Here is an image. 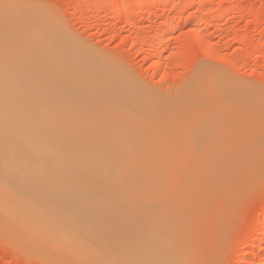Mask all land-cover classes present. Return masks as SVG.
<instances>
[{"label":"bare ground","instance_id":"1","mask_svg":"<svg viewBox=\"0 0 264 264\" xmlns=\"http://www.w3.org/2000/svg\"><path fill=\"white\" fill-rule=\"evenodd\" d=\"M7 15L0 13V215L3 221L6 219L3 224L10 229L19 227L13 229L20 237L27 233L23 237L35 238L39 247V243L51 245V251L57 248L60 256L73 259L77 264H193L189 245L186 246L183 237L184 217L181 219L178 205L184 200L189 203L188 192L183 200L184 192L180 195V190L184 183L191 181L192 172L184 170V166L182 169L188 172L185 175L181 166L177 168V172L181 170L188 179L185 182L178 174L184 182L180 183L177 197L180 195L182 201L178 203L174 195L179 185L174 184L175 180L172 182L173 167L161 162L165 160L160 161L157 155L161 152L156 155L153 151L159 144L158 131L164 132V129L159 127L158 130L152 124L154 121H150L158 112L153 110L152 115L148 114L145 94L134 90L136 87L133 89L129 80L99 58L65 41L63 36L58 37L57 32L45 30V35H40L36 20ZM54 54L62 56L56 59ZM7 64L14 66L16 72ZM240 95L239 91L228 92L222 102L236 100ZM220 112L224 110L216 113ZM226 112L221 113L222 116ZM158 116L160 119L159 113ZM158 116H152L151 120ZM219 116L215 115L216 120ZM159 119L154 124H158ZM171 130L178 139L180 132L176 131L175 136L173 128ZM184 135L183 132L185 142ZM197 137L198 140L194 138L196 143L202 138ZM203 138H206L201 141L205 146L208 139ZM200 144H190L193 147L189 149L196 150L195 153L186 149L189 152L184 150L186 155L180 156L192 155L187 161L196 159L199 152L195 145L200 148ZM206 146L202 149L204 152ZM172 149L169 152H173ZM196 152L197 155H193ZM161 156L163 158V154ZM172 165L177 167L180 163L175 166L172 162ZM188 166L186 169H194L193 174L199 168ZM197 177L200 180L197 184L202 182L200 186L207 187L209 180L206 184L203 177L200 176L203 180ZM176 180L180 182L177 177ZM200 186L198 191L203 190ZM186 189L188 191V187ZM197 195L202 196L198 192ZM184 204L181 208L187 212L188 208L184 207L188 205ZM176 214L179 221L174 219ZM7 220L10 223H6ZM9 233L10 230L6 236ZM49 249L46 252L49 253ZM256 251L254 259L258 261L264 249L258 246ZM73 260L70 263H76Z\"/></svg>","mask_w":264,"mask_h":264},{"label":"rangeland","instance_id":"2","mask_svg":"<svg viewBox=\"0 0 264 264\" xmlns=\"http://www.w3.org/2000/svg\"><path fill=\"white\" fill-rule=\"evenodd\" d=\"M164 1L0 0V13L11 17L17 14L36 20L40 35H45V30L57 32L58 37L63 36L65 41L79 45L119 72L123 79L129 80L130 86L132 83L134 87H131H136L134 90H139L143 96L145 94L144 99L149 100V106L150 102L153 104L152 108L147 107V110L150 109L148 114L154 110L161 117L159 119L158 113L155 115L152 112L153 115H150L158 116L159 122L156 124V118L151 120L152 116L150 121L156 122L151 123L158 130L164 129V132L162 129L158 131L159 144L153 151L156 155L161 152L157 155L160 156V161L165 160L161 162L173 167L172 182L175 180L174 184L179 185L175 199L179 200L184 192V197L181 196L184 200L185 193L188 192L186 201L189 203L186 204L184 200L188 205L184 208L190 210L187 209L186 212L181 208L184 204L179 203L181 198L177 201L180 217H184H181V224L185 227L182 230L183 237L186 238V246L189 245L187 248L190 249L193 264H264V251L261 252L260 260L254 259L256 247L264 249V0ZM61 56L54 54L56 59ZM7 65L16 72L14 66ZM235 91L242 94L240 98H228L230 101L224 99L222 102L228 92ZM147 103L145 102L146 105ZM192 103L196 104L195 107ZM212 107L224 112L216 113L215 110L213 116L210 113L213 111ZM225 109L229 110L228 114ZM225 112L226 115L222 116L221 113ZM216 114L217 117L221 114L217 120ZM172 128L173 133L180 132L178 139L172 134ZM210 128H213V132H210ZM207 130L210 134H207ZM189 131L192 132L191 135H187ZM183 132L184 139L191 143L182 140ZM197 136L207 137L208 141L204 144L209 149L206 152L202 143L206 138H201L200 144L199 141L196 143L195 139H199ZM147 140L151 141L146 138ZM189 143L200 144V148L195 145L199 155L197 152L194 154L196 150L189 149L193 147ZM187 145V148L183 147ZM170 148L173 152H169ZM203 148L205 149L202 150ZM186 149L199 158L187 161L186 158L192 155L184 158L182 155H186V152L183 154ZM157 162L153 160V163ZM172 162L175 166L177 163L180 165L174 167ZM188 165L199 168L193 174V168L186 169ZM180 166L182 173L192 172V185H189L190 182H183L188 179L182 175L181 170L177 172ZM182 168L190 171L185 172ZM206 172L211 173V178ZM178 174L184 177L183 181ZM195 175H199L200 179L203 177L206 184L208 179L207 187L205 184L200 186L202 182L198 185L200 180ZM176 177L180 182H177ZM182 182L184 188L180 185ZM199 186L203 190L198 191ZM179 190L180 195L177 197ZM197 192L202 195L201 198L197 195L199 199ZM178 215L174 217L176 221L180 220V217L177 219ZM0 219V264H73L70 263L73 259L69 261L60 256L57 248L52 246L51 251V245L39 243L41 247H45L43 250L34 237V240L28 239L30 235L23 237L27 234L24 231L20 237L16 231L19 227L11 226L17 229H10L3 224L6 219L3 221L1 215ZM6 223L10 222L7 220ZM9 230V236H6ZM45 245L49 253L46 252ZM30 246L34 248L31 249ZM54 256L57 258H53Z\"/></svg>","mask_w":264,"mask_h":264}]
</instances>
